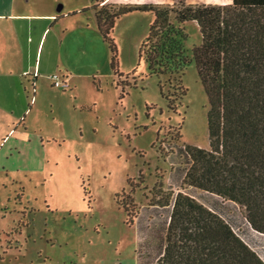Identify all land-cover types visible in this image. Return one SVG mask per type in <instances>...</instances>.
I'll return each instance as SVG.
<instances>
[{
  "label": "rangeland",
  "instance_id": "obj_1",
  "mask_svg": "<svg viewBox=\"0 0 264 264\" xmlns=\"http://www.w3.org/2000/svg\"><path fill=\"white\" fill-rule=\"evenodd\" d=\"M201 1L229 0H189ZM153 21L144 12L117 21L111 37L121 77L112 72L109 44L93 42L85 63L72 66L94 73L74 77L77 89L58 74L62 86L50 85L45 95L36 82L27 85L33 99L21 108L36 111L25 118L1 110L0 264H156L172 209L150 206L152 191L163 183V196H175L190 167L185 147L209 149V101L192 56L202 42L197 23L183 26V70L159 78L140 57ZM10 122L11 133L2 136ZM184 192L221 215L264 260V235L249 229L239 206L201 190ZM128 196L140 211L133 227L123 209Z\"/></svg>",
  "mask_w": 264,
  "mask_h": 264
},
{
  "label": "trees",
  "instance_id": "obj_2",
  "mask_svg": "<svg viewBox=\"0 0 264 264\" xmlns=\"http://www.w3.org/2000/svg\"><path fill=\"white\" fill-rule=\"evenodd\" d=\"M107 1L95 0L90 9L110 46L112 72L119 77L118 50L111 37L118 19L134 12L153 15L140 57L149 65L150 75L159 78L183 70L187 64L183 26L197 23L202 42L192 49V56L209 101V149L185 147L190 167L182 189L233 202L244 211L250 227L264 235V0L120 6ZM160 91L164 96L162 84ZM187 93L182 90V97ZM183 190L164 197L160 183L152 191L150 206L172 209L156 264H264L234 227ZM135 207L131 197L123 200L126 224L131 227L139 213Z\"/></svg>",
  "mask_w": 264,
  "mask_h": 264
},
{
  "label": "crops",
  "instance_id": "obj_3",
  "mask_svg": "<svg viewBox=\"0 0 264 264\" xmlns=\"http://www.w3.org/2000/svg\"><path fill=\"white\" fill-rule=\"evenodd\" d=\"M232 1L229 0L228 3ZM128 2L130 1L108 0L107 4L120 6L127 5ZM94 3L93 0H0V114L1 110L10 108L11 118L20 121L25 118L22 114L36 111V108H30L28 112L21 108L25 103L28 104L29 99H33L30 95L26 97L29 83L36 82V89L45 95V89L47 91L54 84V75L59 74L65 85L70 84L72 89H77L76 84H73L74 77L88 79L94 75L90 72L73 71L72 67L75 63H85L89 46L103 40L96 14L90 9ZM200 4L219 3L201 1L198 5ZM224 4L227 3L219 5ZM87 9L89 10L85 11ZM107 57L106 53L105 64L109 63ZM97 74L100 75V71ZM36 101L32 106L37 105L38 99ZM12 125H15L14 121ZM26 125L24 120L21 129L25 130ZM2 129V136L10 134L11 122ZM190 189L192 188H180L183 192ZM139 215L140 211L138 217ZM247 225L252 229L248 223Z\"/></svg>",
  "mask_w": 264,
  "mask_h": 264
},
{
  "label": "built area",
  "instance_id": "obj_4",
  "mask_svg": "<svg viewBox=\"0 0 264 264\" xmlns=\"http://www.w3.org/2000/svg\"><path fill=\"white\" fill-rule=\"evenodd\" d=\"M52 80L54 82V87L59 88L62 86V83L60 82V78L58 75L52 76Z\"/></svg>",
  "mask_w": 264,
  "mask_h": 264
}]
</instances>
